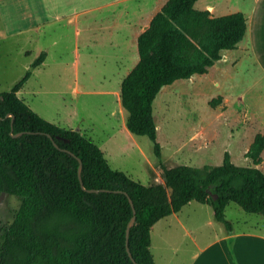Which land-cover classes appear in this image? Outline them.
Wrapping results in <instances>:
<instances>
[{
	"label": "trees",
	"instance_id": "trees-1",
	"mask_svg": "<svg viewBox=\"0 0 264 264\" xmlns=\"http://www.w3.org/2000/svg\"><path fill=\"white\" fill-rule=\"evenodd\" d=\"M197 1L164 4L140 34L139 62L122 82L127 128L147 136L159 159L153 105L162 88L209 73L247 31L244 13L215 17L197 9ZM45 58L42 52L10 91L0 92V193L22 198L0 247V264H156L152 227L191 201L211 206L228 230L230 202L264 215V171L257 167L263 133L247 152L255 166L234 164L229 152L218 166L169 168L161 162L164 183L145 185L114 169L85 135L44 119L17 95ZM222 101L220 95L210 105Z\"/></svg>",
	"mask_w": 264,
	"mask_h": 264
},
{
	"label": "rangeland",
	"instance_id": "rangeland-1",
	"mask_svg": "<svg viewBox=\"0 0 264 264\" xmlns=\"http://www.w3.org/2000/svg\"><path fill=\"white\" fill-rule=\"evenodd\" d=\"M101 1L107 0H0V92L10 91L24 77L35 59L28 55L29 51L35 52L39 44L49 47L55 41L58 44L54 59L60 60L61 57L69 60V65L64 69L53 64L51 68L40 72L33 70L31 78L23 87L27 88V93L44 88L55 93L52 100L44 93L33 97L34 106L47 113L57 112L59 108L67 111V108L74 105H81V108L83 105L91 107L92 117L100 124L97 135L103 137L105 142L115 139L121 144L123 152L117 156V163L113 164L115 168L129 172L133 179L149 185L150 180H153V184L162 181L161 162L169 168L179 165L218 166L223 163L225 153L229 152L234 164L255 166L247 157V152L255 136L258 133L264 134V81H257L259 72L245 48L227 52V70L217 69L204 75L196 74L191 80H177L160 92L153 105L157 139L162 146L160 159L155 155L154 144L147 136L133 138L117 129L104 132L103 120L112 103L107 104L108 108L100 107L103 100L107 102L109 99L98 95H84L77 100L74 96L77 81L76 69L72 65L74 28L61 29L62 24L56 22L41 30H27V27L37 24L41 19L74 14ZM166 1L161 0L160 4ZM233 2L227 0V10H233ZM22 29L24 31L19 32ZM91 42H94L93 38ZM90 46L91 52L87 57L97 62V65L90 63L89 68L81 65L79 70L81 87L90 90L105 88L101 84L112 85L118 82L119 75L133 66L137 55L133 47L130 54L126 53L128 58L123 66V63H116L112 54L107 53L105 63V60H101L103 58H96L97 46ZM102 75L108 77L107 81L103 80ZM216 79L220 80L221 85L214 83ZM226 90L242 92L243 98L222 101L213 108L210 101ZM27 96L26 94L25 97L28 98ZM106 132L112 134L108 135ZM257 167L264 171V151L262 162ZM21 204V197L0 193V247ZM180 215L194 237L205 235L212 238L226 228L215 220L211 206L197 201H191L184 206ZM226 217L235 230H238L252 228L254 222L264 215L247 213L236 203L230 202L226 208ZM171 236L174 242L184 238L183 232L176 235L172 233ZM189 238L188 235L186 239Z\"/></svg>",
	"mask_w": 264,
	"mask_h": 264
},
{
	"label": "crops",
	"instance_id": "crops-1",
	"mask_svg": "<svg viewBox=\"0 0 264 264\" xmlns=\"http://www.w3.org/2000/svg\"><path fill=\"white\" fill-rule=\"evenodd\" d=\"M232 1H234L233 10H227L229 9L226 7L227 0H199L195 4V7L199 10H209L212 16L215 17L235 12L245 14L247 31L243 40L234 51H238L241 48L247 49L253 65L259 72L257 81H264V0ZM160 2L161 0L101 1L93 5V7L77 13L59 15L53 19L51 17L49 19H41L39 22L36 21L37 24L27 27V30L35 31L37 28L41 30V28H45L47 25L60 22L62 24L61 29L74 28V59L72 65L76 69L77 77L74 96H76L75 98L77 100L84 95H98L109 99L107 102L103 100L104 102L101 103L100 107L105 109L108 108L110 102L112 103V107L109 106L111 107L110 111L106 113V118L103 120L104 132L107 130L115 131L117 129V131H120L124 135L132 136L126 125L128 113L122 105V82L139 62L138 38L150 26L153 17L166 3L160 4ZM23 31L24 29L19 32ZM92 38L94 40L93 43L91 42ZM57 44L55 41L49 47L39 44L35 52H28V55H31V57L34 56L35 59L42 52H46V58L34 69L35 72L51 68L53 64L58 66L59 69H64L69 65V60L61 59V57L59 58L60 60L54 59ZM90 44H94V47L97 46V59L103 58L101 60H105V56L108 53L113 55L112 57L116 59L117 64L125 62L128 58L126 53L128 52L130 54L134 47L137 55L135 59L133 58L132 68H127L124 74H120L118 82L112 85H100L105 88L96 90L82 88L79 81L81 65H85L88 68L90 67V63L97 65V62L87 57L88 53L91 52ZM229 51L231 50L222 51V59L210 68L209 73L217 69L227 70V64L229 62H226L227 59L225 57ZM104 62L106 63L107 61L105 60ZM102 78L105 81L108 79L106 75H102ZM214 83L221 85L220 80L217 79ZM165 88H168V86L163 87L162 90ZM26 89L22 87L17 95L30 108L51 123L66 129L79 131L85 135L101 148L110 165L114 169L119 170L113 164L117 163V156L123 152L121 151V144L113 138L112 142H108V140L105 142L102 139L103 137L101 138V136L97 135L100 124L97 119L92 117L91 107L89 108L83 105L81 108V105H74L67 108V111H65V108H59L57 112L47 113L37 106H34L35 101L33 97H36L38 93H44V95L49 96L52 100L54 99L53 96L55 93L46 90V88H40L43 90H32L27 93ZM259 92L262 91L260 90ZM241 93H233L232 91L226 90L223 91L221 96H223V101H230L232 98H243ZM26 94L29 100L25 97ZM98 114L101 115L99 111ZM110 134L112 133L108 135ZM127 174L133 178L129 172ZM136 180L140 181L138 179ZM152 181L150 180L149 183L151 184L149 185L153 184ZM158 183H164V179L162 178V181ZM180 214L181 211L162 218L151 229L150 249L156 264H264V217L257 219L258 221H255L253 227L250 229L240 228L235 230L234 226H232L231 230L224 228L218 235L216 234V236L211 238L205 235L198 237L192 236L188 224L182 219ZM180 232H183L184 238L177 239L174 242L171 236L172 233L176 235ZM188 235L190 237L189 240L186 239Z\"/></svg>",
	"mask_w": 264,
	"mask_h": 264
},
{
	"label": "water",
	"instance_id": "water-1",
	"mask_svg": "<svg viewBox=\"0 0 264 264\" xmlns=\"http://www.w3.org/2000/svg\"><path fill=\"white\" fill-rule=\"evenodd\" d=\"M66 141H68V140L66 139ZM169 190L172 192V191H173V188L170 187ZM135 213H136V210H135ZM131 225H132V222H131L130 226H131ZM128 241H129V233L127 234V243H128ZM128 252H129V255H130V257L132 258V260L135 262V260H134V258H133V256H132V253H131L129 247H128ZM136 264H137V263H136Z\"/></svg>",
	"mask_w": 264,
	"mask_h": 264
},
{
	"label": "bare ground",
	"instance_id": "bare-ground-1",
	"mask_svg": "<svg viewBox=\"0 0 264 264\" xmlns=\"http://www.w3.org/2000/svg\"><path fill=\"white\" fill-rule=\"evenodd\" d=\"M191 79H192V78H191ZM191 79H190V80H191ZM192 81H193V80H192ZM158 128H159V127H158ZM131 134H132V133H131ZM131 134H130V135H131ZM129 137H130V136H129ZM131 137L136 138V136H135L134 134H132Z\"/></svg>",
	"mask_w": 264,
	"mask_h": 264
}]
</instances>
